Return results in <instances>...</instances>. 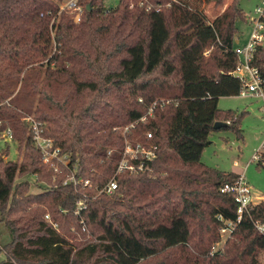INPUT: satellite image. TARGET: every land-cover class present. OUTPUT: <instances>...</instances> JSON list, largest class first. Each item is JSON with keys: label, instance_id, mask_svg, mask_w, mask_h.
Listing matches in <instances>:
<instances>
[{"label": "trees", "instance_id": "obj_1", "mask_svg": "<svg viewBox=\"0 0 264 264\" xmlns=\"http://www.w3.org/2000/svg\"><path fill=\"white\" fill-rule=\"evenodd\" d=\"M61 1L0 0V131L11 129L17 148L15 160L4 159L8 144L0 149V222L11 236L0 264H261L264 198L238 219L223 188L239 174L202 161L214 122L242 137L247 112L218 106L242 88L233 76L240 0L212 21L199 0H147L148 10L140 0H79L77 23ZM249 64L264 77V44ZM25 114L65 155L52 160L57 172ZM138 144L154 156L118 171ZM112 179L116 189L100 192Z\"/></svg>", "mask_w": 264, "mask_h": 264}, {"label": "rangeland", "instance_id": "obj_2", "mask_svg": "<svg viewBox=\"0 0 264 264\" xmlns=\"http://www.w3.org/2000/svg\"><path fill=\"white\" fill-rule=\"evenodd\" d=\"M261 1L240 0V7L245 13V19H238L235 22L238 34L234 39V49L243 48L249 43L253 29V19L256 17L255 8L261 4ZM61 2L63 3V0ZM197 2L203 8L209 20L212 21L223 12L231 0H224L220 6H215L214 0H199ZM105 4H108V2L105 1ZM111 4H117V2H112ZM218 104L220 108L223 107L222 109L245 110L247 112L240 126L242 137L239 138L231 130L214 129L209 136V144L202 153V161L210 167L223 171H230L232 168L238 169L250 188L252 203L256 204V201L264 195V168L257 167L254 158L255 151L259 150L264 139V103L260 98L236 95L223 96L218 99ZM25 105H28L32 109L35 106V100ZM21 119L28 128H31L32 135L34 126L40 130L39 124L33 114H25V117L23 116ZM30 124H32L31 127H29ZM7 131L11 134L10 138L6 136ZM11 132L9 128L0 131V149L5 144L6 146L7 144L9 145V154L4 156L5 160H15L17 156V148L15 142L11 139ZM235 163H237L236 166ZM26 178L33 181L34 177L27 176ZM229 234V231L220 229L219 240L214 243L210 253L216 251L218 248H222ZM10 241L11 236L8 229L0 222V246L2 243L6 244ZM4 257V253L0 251V260L4 259Z\"/></svg>", "mask_w": 264, "mask_h": 264}, {"label": "built area", "instance_id": "obj_3", "mask_svg": "<svg viewBox=\"0 0 264 264\" xmlns=\"http://www.w3.org/2000/svg\"><path fill=\"white\" fill-rule=\"evenodd\" d=\"M108 4H105V7H113L119 0H105ZM62 6H61V5ZM59 4V12H65L72 16V19L75 23L79 22L81 14L83 12V5L80 4L79 0H63ZM111 4V5H110ZM140 5L145 6V9L148 10L153 8L147 0H140ZM132 6V3L130 4ZM157 11L161 8L160 5L154 7ZM256 17L253 19V29L250 35L249 43L243 48L234 49V52L237 54V64L233 71V74H240V79L242 80V88L239 92L241 96H250L260 98L264 103V77H262L258 69L249 64L250 59L252 58V53L256 45L264 44V0L261 1V4L255 8ZM154 105V104H153ZM151 112V110H149ZM33 138L35 139L36 145L41 151L42 160L45 163H50L55 171H57V166L52 162V160H65V155L61 156L59 148L53 145L51 139L44 138L41 135V129L38 130L36 126L33 127ZM9 131V130H8ZM7 131L6 136L11 137V134ZM148 137H151V133L147 134ZM262 147V148H261ZM155 146H150L145 148L141 145H136V147L126 146L123 152V158L120 161L118 166V171H121L124 168L133 170L132 165H130L129 160L132 158H137L138 154L141 157L149 160L154 156ZM264 152V139L261 143L259 150L255 151L254 158L258 159L260 153ZM64 162V161H63ZM67 161L65 160L64 163ZM237 163H235L236 166ZM140 168V167H139ZM72 179V178H71ZM84 185H88V181L85 180ZM116 189V181L109 180L108 183L100 190V192H105L107 194L112 193ZM232 191L235 195V201L238 203V219L240 218L242 212L247 209V207L252 203L250 188L244 180L243 175L239 174L238 179L233 186L225 185L223 191ZM81 205V202L78 203ZM48 216L46 215V218ZM256 228L259 232H264V224H257ZM223 231L231 232V224L227 227L222 228ZM229 237V236H228ZM260 262L264 263V251L261 253Z\"/></svg>", "mask_w": 264, "mask_h": 264}, {"label": "water", "instance_id": "obj_4", "mask_svg": "<svg viewBox=\"0 0 264 264\" xmlns=\"http://www.w3.org/2000/svg\"><path fill=\"white\" fill-rule=\"evenodd\" d=\"M233 76L236 77V78H240V74H238V73L233 74ZM224 125H226V123L220 122V121H216V122H214L213 127L217 129V128H219L221 126H224Z\"/></svg>", "mask_w": 264, "mask_h": 264}, {"label": "crops", "instance_id": "obj_5", "mask_svg": "<svg viewBox=\"0 0 264 264\" xmlns=\"http://www.w3.org/2000/svg\"><path fill=\"white\" fill-rule=\"evenodd\" d=\"M221 98V97H220ZM219 105V104H218ZM223 108V107H222ZM230 171H234V172H236V173H238V174H241V172L238 170V169H236V168H232ZM264 198V195H262L261 196V198L259 199V200H257L256 202H259L261 199H263ZM5 226V225H4ZM9 243V242H8ZM8 243H6V244H8ZM6 244H3L2 243V245L0 246V247H2V246H4V245H6ZM1 261V260H0Z\"/></svg>", "mask_w": 264, "mask_h": 264}]
</instances>
